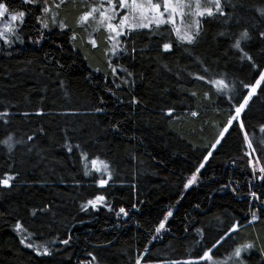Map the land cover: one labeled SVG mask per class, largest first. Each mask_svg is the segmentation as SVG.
I'll list each match as a JSON object with an SVG mask.
<instances>
[{"label":"trees","instance_id":"obj_1","mask_svg":"<svg viewBox=\"0 0 264 264\" xmlns=\"http://www.w3.org/2000/svg\"><path fill=\"white\" fill-rule=\"evenodd\" d=\"M4 2L13 9L30 7L21 0ZM84 2L69 0L60 12V18L78 34L75 43L70 32L60 34L58 28L39 44L33 43L39 37L38 13L33 11L21 29L24 43L0 51V111L16 113L10 124L0 122V140L13 133L15 139L23 137L25 141L16 146L11 158L0 145V175L19 173L13 190H0V264H79L90 260L88 252L97 256L99 264H134L145 247L151 264H169L173 259L194 258L195 241L212 248L215 258L222 261L235 247L251 242L254 247L242 252V258L246 264H264V205L251 201L248 195L250 183L264 182L253 180L243 159L246 146L238 122L201 170L197 184L187 191L183 187L232 111L229 94H217L211 83L195 77L204 74L219 79L223 75L238 87L241 80L251 79L253 73L245 62L238 61L239 53L229 45L247 26L253 39L242 42V47L247 43L246 50L258 60L257 53L264 56L260 52L264 43L256 38L264 20L255 11L264 8V0H243L244 8L238 9L240 25L234 21L229 25L204 24V36L194 55L211 68L210 73H203L193 56L184 52V47L192 46L177 47L173 34V52L162 53L161 37L149 36L148 30L121 38L129 47L134 40L137 51L133 55L110 58L104 32L91 33L99 45L93 48L87 43L88 32L76 27ZM225 29L231 38L217 35ZM164 37L167 39V33ZM110 59L121 81L124 74L120 68L134 73L129 78L134 81L131 87L117 89L112 83ZM192 91L198 97L191 96ZM205 93L209 98H204ZM133 94L142 104L128 102ZM98 106L104 111L96 113ZM168 108L175 109L172 118L163 114ZM25 111L31 113L27 118L22 115ZM37 111L44 115H35ZM191 111L198 115L191 116ZM242 119L250 138L256 139L264 126V95L258 93L253 98ZM27 135L33 140H27ZM65 143L73 146L71 153ZM81 151L88 154V162L99 158L109 164L113 180L106 188L94 183L98 173L84 175ZM233 188L237 190L233 192ZM98 194L105 195L113 211L107 207L81 211V205ZM120 207L129 212L128 217H117ZM41 208L49 211L30 215L32 209ZM257 209L260 219L250 224V212ZM169 210L173 216L165 230L157 240H151L154 227ZM18 219L39 234L37 243L71 235V247L57 242L52 247L61 251L54 258L37 257L19 243L21 237L13 230ZM233 223L240 225V231L219 246V238ZM198 229L203 230V239Z\"/></svg>","mask_w":264,"mask_h":264},{"label":"snow or ice","instance_id":"obj_2","mask_svg":"<svg viewBox=\"0 0 264 264\" xmlns=\"http://www.w3.org/2000/svg\"><path fill=\"white\" fill-rule=\"evenodd\" d=\"M69 0H21V3L25 6H30L23 9H13L9 3L0 0V42L7 49H11L14 44L24 43L23 33L21 29L25 25V18L31 15L33 11L38 14L35 16V22L39 25L36 31L39 33V37L33 39V43L39 44L47 35L48 32H52L53 29H59L60 34H69L70 39L75 43L78 40V34L74 28H70L67 21L60 18L61 10L68 4ZM73 4L77 0H71ZM243 0H85L83 7L84 11L78 16L76 21V27L87 30L88 27L93 28V32H104L105 43L109 45L106 49V54L116 59H121L124 55H133L137 49L133 40L131 46H128L126 41H123L121 37L128 36L133 32L141 30H148L149 36L155 35L161 37L160 43L162 45V53L173 52V41L171 36L174 34L176 38V46L181 47L184 45L192 47H184L183 50L189 56H193L196 63L201 65L203 73H210L211 68L204 66L205 62L199 57L194 55L195 46H197L200 40L204 36V24L217 23L220 25H229L231 22H235L236 25L241 24V17L238 15V9L244 8ZM55 9V10H54ZM231 11H228V10ZM255 11L259 17L264 20V8H257ZM169 26L163 28L162 26ZM256 28L257 25H252ZM167 33V39L164 34ZM219 37H229L231 34L229 31L219 30L217 32ZM256 38L264 43V28L259 29L256 32ZM253 39L249 28L243 27L239 30L238 36L229 45L230 49H234L239 53L237 59L240 62H245L249 71H251L252 77L247 82L241 80L239 87L235 83H229L222 75L219 79L212 78L211 75L205 76L204 74L197 75L196 80L206 81L211 83L215 87V91L220 95H228L229 104L232 107L227 121L221 126V130L215 139V142L210 145L209 150L202 155L201 161L195 168L190 179L184 184V190L187 191L194 184H197L198 177L201 175V170L205 169V166L209 164L210 158L213 157V153L217 150V146L221 145V142L225 140V134H230V129L233 128L234 122H238L239 130L243 133V141L246 146L244 155L248 157V166L251 168L253 180H259L264 182V164L262 159L264 156L255 155L258 151L257 147H254L253 140L250 138L246 125L242 119V114L249 108L250 102L259 94L264 95V56L257 53L259 60L250 54L249 45L247 43L242 47V42H249ZM87 43L93 48H97L98 40L93 38L90 34ZM3 47H0V51ZM264 53V47L260 50ZM11 56V52H7ZM227 55V53H225ZM31 63V61H29ZM108 67L111 70L113 76L112 83L115 84L117 89L122 86H129L134 83L129 78L134 76V73L127 68H120V72L124 74V79L121 81V77L117 74V67L110 59L107 61ZM167 68V65H164ZM170 70V69H169ZM99 71V69H95ZM191 75V73H190ZM242 90H246L242 91ZM116 94L115 91L112 92ZM193 97H198L196 91L190 93ZM237 95L240 96L239 100H236ZM119 98V97H118ZM204 98H209V94L205 93ZM236 100L233 105L232 101ZM132 105L139 106L142 101L138 99L134 94L131 95L129 101ZM104 103L103 99L100 100V104ZM96 113L104 111L103 107H96L94 109ZM163 114L172 118L174 116L175 109L168 108L166 111L162 110ZM16 113H11L7 110L0 111V122L3 125L11 123V118ZM23 117L27 118L31 113L25 111L22 113ZM35 115L42 116V111L35 112ZM198 112L191 111V116L196 117ZM118 130V128H116ZM43 131V129H41ZM260 132L264 133V126L260 128ZM27 140L32 141L33 136L27 135ZM24 138L15 139L13 133H9L6 138L0 140V145H3L7 149V154L11 158L17 145L24 144ZM260 147H264V138H261L258 142ZM64 147L68 152L73 151V146L65 143ZM77 149L80 145H75ZM31 151V147L28 149ZM81 157L84 161L89 160V156L86 152L81 151ZM91 169L87 163L84 164V175L89 176L92 171L99 173L100 176L95 179L94 183L97 187L104 189L109 185V182L113 180V173L110 171L109 164L99 158L90 160ZM259 173V175H257ZM107 177L106 179L104 177ZM19 173L5 172L0 175V190H13L15 184L18 182ZM224 187H227L225 185ZM264 189V184L256 185L255 183L249 184L248 195L253 202H259L264 205V191H256L253 189ZM233 192L237 189L233 188ZM183 199V197H181ZM179 203V201H177ZM101 207H107L109 212L113 211L110 205L106 203V197L103 194L95 195L94 198H90L86 203L81 205V211L88 212L89 208L93 211H99ZM136 208V205H132ZM255 207V204H250V208ZM138 210V209H137ZM48 212V208L32 209L30 215L36 217L37 213ZM256 211H251V219L249 223H255L260 219ZM128 217L129 212L124 207H120L116 212L119 218ZM173 216L171 210L167 211L162 220L159 221L158 226L154 227V233L151 235V240L155 241L160 237V234L166 228V223L169 217ZM13 230L20 235L19 243L26 249L32 250L37 257L41 258H54L56 253L60 252L59 248H53L52 245L62 244L65 248L71 247L72 237L68 235L66 238H53L46 240L42 243H37L38 233L31 231L25 224L21 223L18 219L13 226ZM240 231V225L233 223L229 231L226 234H222L219 238V246H222L224 240L232 238L234 233ZM198 234L203 239V230L198 229ZM198 246L195 252L194 258L189 259H173L169 261V264H228L231 261L232 264H246V261L242 258V252H247L254 247L251 242L245 243L242 246L235 247L229 254L227 260H218L215 258V253L212 248H206L201 245L200 241H195ZM217 245L214 244L213 247ZM193 253L190 251L189 255ZM87 256L90 260H82L79 264H99L98 258L92 252H88ZM134 264H151L149 256V248L145 247L142 250V254L136 256Z\"/></svg>","mask_w":264,"mask_h":264},{"label":"rangeland","instance_id":"obj_3","mask_svg":"<svg viewBox=\"0 0 264 264\" xmlns=\"http://www.w3.org/2000/svg\"><path fill=\"white\" fill-rule=\"evenodd\" d=\"M154 2H155V0H154ZM0 25H2V22H0ZM87 32H88V34L90 35L92 32H93V28L92 27H88L87 28V30H86ZM122 38V37H121ZM0 45L2 46V47H4L3 45H2V42H0ZM110 58H114V57H112V56H110ZM213 86V85H212ZM214 87V86H213ZM215 88V87H214ZM256 139H254L253 140V143H254V147H257L258 148V151H257V153L255 154V155H257V156H264V147H260V145H259V141H260V139L261 138H264V133H261L260 131H259V134L255 137ZM245 150H246V147H245ZM243 159H244V161L246 162V164H247V166H248V157L247 156H245L244 154H243ZM85 163H87V164H89L88 166H89V168L91 169V164H90V162H88V161H84V164ZM262 164H264V159H262ZM249 167V166H248ZM249 169L251 170V168L249 167ZM92 172H94V171H92ZM98 175H100L99 173H98ZM257 175H259V173H257ZM105 179L107 178L106 176L104 177ZM257 181H259V180H257ZM232 262H230V261H228V264H231Z\"/></svg>","mask_w":264,"mask_h":264}]
</instances>
